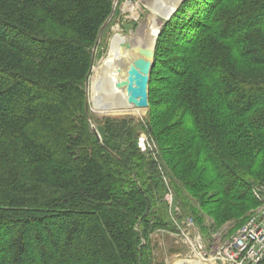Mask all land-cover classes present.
Masks as SVG:
<instances>
[{"label":"trees","instance_id":"trees-1","mask_svg":"<svg viewBox=\"0 0 264 264\" xmlns=\"http://www.w3.org/2000/svg\"><path fill=\"white\" fill-rule=\"evenodd\" d=\"M114 8L0 0V264H166L151 238L172 230L159 161L205 236L259 205L264 0H186L157 40L155 60L173 79L153 80L154 65L146 123L106 117L95 130L86 85ZM143 131L155 158L138 146Z\"/></svg>","mask_w":264,"mask_h":264},{"label":"rangeland","instance_id":"rangeland-1","mask_svg":"<svg viewBox=\"0 0 264 264\" xmlns=\"http://www.w3.org/2000/svg\"><path fill=\"white\" fill-rule=\"evenodd\" d=\"M148 0H115V8L113 10V13L109 20L106 22L105 26L103 27V31L101 33L100 38L98 39L95 48H94V65L92 67L90 77L88 79L87 85H86V90H87V95H88V100H89V105H90V116L92 117V128L96 130L98 127V121L106 118V117H127L133 119L135 122H141L143 124L146 123L149 112L151 111V105H149V109H147L146 114L142 117H135L133 115H106L102 114L96 111L94 101H93V94H94V82L98 81V79H95V72L94 69H99V65H101V62L108 56L109 49L111 46V41L113 36L117 31H119L122 35L128 36L124 32L123 28V23L126 22L128 23L129 21L134 20L137 23L136 27V33L141 30L142 26L147 25L151 19V17L155 16L157 23H158V30H161L166 26V24L172 19V17L169 20H164L160 16H156L153 11H151L148 8V5L146 4ZM186 1V0H185ZM184 1V2H185ZM153 2L159 6L160 4H163L164 6L170 5L172 3V0H153ZM182 3V5L184 4ZM199 2V1H198ZM134 6L137 7L134 9ZM171 6V5H170ZM169 6V7H170ZM181 7V6H180ZM191 12H194L193 9H190V7L187 8ZM131 10L135 11L138 13V17H132ZM203 13V10H202ZM47 30L54 34V35H63V36H70L69 31L66 29L62 28L61 26L55 25L53 23L48 22L47 23ZM160 36V34H159ZM158 36V37H159ZM158 40V39H157ZM163 49L165 51L172 53L174 52L173 46H171L170 40H166L164 44H162ZM155 67V75L153 76V80H157L163 76H166L169 78L170 81H172L171 75H168L165 68V65L162 63L157 62L155 60L154 62ZM264 71V68L261 69ZM100 74V71L98 72V76ZM97 76V74H96ZM95 77V78H94ZM95 79V80H94ZM152 80V76H151ZM157 86L160 85V83L156 84ZM159 87V86H158ZM150 104V101H149ZM144 136L145 138L148 137L150 138V134L147 131H143L140 136ZM150 141L148 150L145 151L149 156L152 158H155V155L159 154L158 148L154 145V141L152 138L149 139ZM144 152V151H142ZM163 163L159 161L156 165L158 170L160 171V175L162 177L163 183L166 186V193L163 198L164 200V210H166V214L168 216V221L172 223L171 229H159L155 230L151 234L152 238V243L153 247H155V257L159 261H164L166 264L171 263L172 261L176 260L178 256L185 255L189 249L190 246L187 244L186 237L183 235L182 232L178 230V227L176 226V223L182 226L184 233L190 234V237L194 236H200L202 238L203 246H204V251L207 252H213L216 251L217 248L221 245V243L225 242L229 238H231L239 229L241 225L244 224L245 220L250 215V212L247 215V218L244 219L243 217L240 219L242 222L239 224V226L232 225L233 221H230L224 225V227L221 230H218L217 232L214 233H206V236L199 230V227L197 223L195 222L194 218L190 216H182V212L180 209L179 204L176 202V199L174 197V193L172 192L171 189V184L168 182L169 178L166 173V170L164 168ZM264 185L262 182H254L253 187ZM173 199V204L170 203V200ZM166 203V206H165ZM240 207L246 209V210H251L252 207L248 203L244 202H238ZM229 208V206H227ZM163 209V207L161 208ZM233 214V212L231 211ZM173 214V215H172ZM173 216V217H172ZM175 218V219H174ZM193 222V226H187L188 221ZM231 229L232 233L230 232V236L228 235L229 230Z\"/></svg>","mask_w":264,"mask_h":264},{"label":"bare ground","instance_id":"bare-ground-1","mask_svg":"<svg viewBox=\"0 0 264 264\" xmlns=\"http://www.w3.org/2000/svg\"><path fill=\"white\" fill-rule=\"evenodd\" d=\"M170 5L164 6L160 4L157 6L153 0H148L146 4L148 8L155 13L156 16L162 17L164 20H168L171 15L174 14L175 10L183 0H172ZM170 6V7H169ZM137 8L134 6V9ZM132 17H138V13L131 10ZM132 20V19H131ZM158 23L155 16L151 17L147 25L142 26L141 30L134 35L120 36L123 41L119 46H114L111 50L113 58L102 62L99 69H94L95 79L98 81L94 82V105L97 112L110 115H133L135 117H142L146 114L147 109H141L134 107L128 103V95L125 89H118L117 84L125 80L127 77V70L130 62L137 58V54L131 50H125L122 45L130 42L131 44L137 45L138 43L144 46H151L158 35ZM112 47V46H111ZM120 49V50H118ZM124 53V54H120ZM100 74L98 76V72ZM97 74V76H96ZM94 79V80H95ZM179 264V263H177Z\"/></svg>","mask_w":264,"mask_h":264},{"label":"built area","instance_id":"built-area-1","mask_svg":"<svg viewBox=\"0 0 264 264\" xmlns=\"http://www.w3.org/2000/svg\"><path fill=\"white\" fill-rule=\"evenodd\" d=\"M149 141L148 137L140 136L139 148L147 151ZM253 196L259 203L258 207L253 209L249 219L231 238L221 243L216 251H204L202 238L190 237L176 223L178 230L186 237L190 249L185 255L178 256L168 264H264V185L254 187ZM170 203L173 204V199ZM187 226H193V222L189 220Z\"/></svg>","mask_w":264,"mask_h":264},{"label":"water","instance_id":"water-1","mask_svg":"<svg viewBox=\"0 0 264 264\" xmlns=\"http://www.w3.org/2000/svg\"><path fill=\"white\" fill-rule=\"evenodd\" d=\"M184 1L185 0L179 4L175 12ZM171 17L172 15L169 19ZM136 27L137 23L134 20L123 23L124 32L128 36L136 33ZM159 34L160 30L156 40L151 46H144L139 43L134 45L130 42L122 45L123 49L135 52L138 57L130 62L127 70V77L117 84V88L125 89L128 95V103L137 108L149 109V82L156 58V46Z\"/></svg>","mask_w":264,"mask_h":264},{"label":"crops","instance_id":"crops-1","mask_svg":"<svg viewBox=\"0 0 264 264\" xmlns=\"http://www.w3.org/2000/svg\"><path fill=\"white\" fill-rule=\"evenodd\" d=\"M119 35L123 37V35L119 31H117L115 33V35L113 36L112 41H111L112 47L110 46L108 56L102 62H107V60H111V58H113V55H111V50L114 46L120 47V43L123 41V38L120 37ZM118 50H120V49H118ZM120 54H124V53H120ZM100 67H102V65H100Z\"/></svg>","mask_w":264,"mask_h":264}]
</instances>
